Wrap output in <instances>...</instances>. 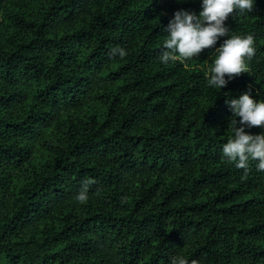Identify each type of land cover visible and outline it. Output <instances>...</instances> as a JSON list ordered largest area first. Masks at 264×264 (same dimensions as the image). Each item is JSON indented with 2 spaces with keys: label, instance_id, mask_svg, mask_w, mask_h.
Here are the masks:
<instances>
[{
  "label": "trees",
  "instance_id": "16d2710c",
  "mask_svg": "<svg viewBox=\"0 0 264 264\" xmlns=\"http://www.w3.org/2000/svg\"><path fill=\"white\" fill-rule=\"evenodd\" d=\"M201 2L0 0V264H264V172L222 152L226 99L264 100V0L226 21L256 52L221 90L214 48L159 60Z\"/></svg>",
  "mask_w": 264,
  "mask_h": 264
},
{
  "label": "clouds",
  "instance_id": "9594fccd",
  "mask_svg": "<svg viewBox=\"0 0 264 264\" xmlns=\"http://www.w3.org/2000/svg\"><path fill=\"white\" fill-rule=\"evenodd\" d=\"M179 2V0H178ZM199 14L177 11L170 20L165 32L163 48L159 60L163 64L176 61H188L197 58L206 49H215L216 59L213 66L205 73L209 87L223 89L228 83L249 70V61L255 56V38L253 35H229L226 26L229 16L252 13L254 0H202ZM221 37H228L220 47H215ZM112 55L121 59L127 56L123 48H113ZM232 115L228 127L233 136L223 145L222 152L228 163L245 170L249 160L258 161L257 170L264 172V132L252 135L246 131L253 127H264V100L256 101L251 92H245L238 99H226ZM94 180L86 179L75 197L83 204L88 201V190ZM170 264H188L183 256H174ZM192 264H197L193 260Z\"/></svg>",
  "mask_w": 264,
  "mask_h": 264
}]
</instances>
